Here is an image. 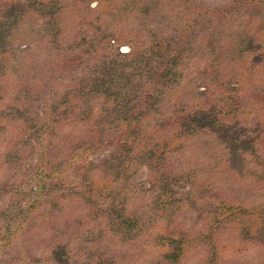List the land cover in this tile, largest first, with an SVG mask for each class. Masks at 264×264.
I'll use <instances>...</instances> for the list:
<instances>
[{
    "label": "rangeland",
    "instance_id": "rangeland-1",
    "mask_svg": "<svg viewBox=\"0 0 264 264\" xmlns=\"http://www.w3.org/2000/svg\"><path fill=\"white\" fill-rule=\"evenodd\" d=\"M58 1L40 3L42 17L4 23L0 219L9 218L14 232L6 245L0 236V264H264V213L246 219L247 212L238 221L239 212L218 203L264 211V0H173L167 10L163 0H82L78 20L64 18L66 11L50 20L60 6L71 8L69 0ZM34 3L14 6L22 15ZM195 4L207 12H197ZM141 9L154 12L142 37L133 34ZM199 14L205 21L196 31ZM212 20L221 25L215 49L202 51L198 44ZM57 30L61 41L74 44L59 47L51 37ZM155 37L197 43L155 52L146 48ZM129 47L147 54L144 70L134 69L141 61L129 57ZM212 58L213 65L221 60L217 69L227 77L228 96H236L219 121L222 129L162 134L174 109L215 94L199 74ZM171 67L180 78L159 96L146 75ZM146 93L153 100L143 111V148L158 144L160 150V137L181 138L163 160H151L142 148L120 150L114 141L129 121L125 111L131 116ZM150 127L162 131L149 134ZM39 161L51 164L42 167L48 177L39 176ZM163 181L171 183L164 188ZM41 186L45 191L37 195ZM79 199L89 208L75 207ZM32 203L31 216L16 231L20 211ZM118 213L130 225L124 232L111 217Z\"/></svg>",
    "mask_w": 264,
    "mask_h": 264
},
{
    "label": "trees",
    "instance_id": "trees-1",
    "mask_svg": "<svg viewBox=\"0 0 264 264\" xmlns=\"http://www.w3.org/2000/svg\"><path fill=\"white\" fill-rule=\"evenodd\" d=\"M31 1H35V0H31ZM38 3H34L33 6H28L30 7L29 9L27 8V10L23 11L20 15L19 12H21V10H19L20 8L15 7L14 5L17 3V0H0V46L4 43V39H6L7 33L5 30V25L4 24L8 19H11L12 21H14V19L17 20L18 17H21L22 19H26L28 17H31L32 15H34L35 17H42L41 12H39V8H43L44 6H41L40 3H47L46 5H49L53 2L54 5H56L59 1H55V0H37ZM61 3L62 2H66V0H60ZM163 5L165 6V10H167L166 8L169 7L170 5H172L173 0H163ZM114 2V1H113ZM83 1L82 0H69V6L71 8H66V6H60L59 9H57V11L55 13H51V15H49L50 20H57L60 19V17L57 16V14L59 15H63V11H66V17L64 18H74V21L78 20L80 18L81 15H84V11L82 10L83 7ZM169 5V6H168ZM197 6L196 11L199 13H206L207 11H205L204 7L201 6L200 4H195ZM38 6V8H37ZM41 8V9H42ZM173 9H170L168 11H171ZM202 10V11H200ZM40 13V15H39ZM133 15V12H132ZM134 16L136 17L135 20L136 22H138V29L133 33L135 35H140V37H142V34H144L146 32V30L148 29V25L151 23V19L154 16V12H152L150 9L148 10H137V12L134 13ZM203 14H199V16L197 17V24H194L193 29H197L196 31H199V27H201V24L205 21V19L203 18ZM155 18V17H154ZM209 28L208 30H206V33L203 35L202 37V41L201 44H198V47L204 51L206 49H209L208 51H213L215 48H213L214 46V40L216 39V35H217V30H219V26H221L219 24V22H215V20H212L209 23ZM7 29L9 30V27L6 25ZM75 27V25H74ZM190 28V27H188ZM58 29V28H57ZM74 30L76 29L73 28ZM50 30V29H49ZM79 31L76 30V32ZM73 31V38L74 39V34L77 35V33ZM208 32V34H207ZM61 33L60 30H57L55 33H51V37L54 39H57V41H60V46H62V48L64 47V45L67 43L74 44L73 40L72 43L70 42H66V40L61 41ZM78 38V37H77ZM68 41V40H67ZM196 44V40L194 39L192 41V39H189L188 37H184L183 41H181L180 44H177V42L171 38L169 40H162L160 38H156L154 40H152V42H150L149 47L146 48H150L151 50H154L155 52H160V50H164L166 51L169 46H173L174 47V51H176L177 49H181L182 47L189 45L190 43ZM197 47V49H199ZM143 50V49H141ZM139 49H132L129 47V57H139L138 60L141 61V59H144L147 54L142 51L143 53L139 54V51H141ZM76 51V50H74ZM168 54H166V56L164 57V59L167 57L169 59V61L171 62L172 60H174L173 54H171V52H167ZM73 54V50L69 51V55L72 56V60L74 61L75 59L77 60V56H73L71 55ZM177 57V55L175 56V58ZM166 58V59H167ZM160 59H162V56H160ZM180 59H182V56L179 57V59L176 60V65L178 64V62L180 61ZM220 59L222 60V56L220 57ZM220 59L215 60V64L214 63V58H212L211 63L208 64V66H203L202 70L199 71V74L201 75L202 79L205 80V85L207 87H212L213 90H215V94H213V96H209V98H205L204 101L200 100V101H196L193 105H191L190 107H178L177 109H174L171 112V116H168V119L166 120L165 124V131L162 134H185V137L188 136L189 134H211L212 132H214V130H216V132L218 133V130L222 129V125L219 123V121L222 119V116L225 112V110H227L229 107H231L232 101L236 100V96L233 95L232 97L228 96V93L225 90V82H226V76L222 75L219 71V67H217L219 61H221ZM148 60V58H147ZM69 61V59H68ZM143 61V60H142ZM139 62L136 65V68H134L135 70H141V69H145V63L143 62ZM169 62V63H170ZM69 64V63H68ZM141 66V67H140ZM215 66V67H213ZM102 75V74H101ZM148 75H150L148 77ZM147 80L145 82H148L150 84V86L155 88V92L159 93L160 95H165L167 93L172 92L173 90V86L177 83V81L179 80L180 76L178 74L177 71H175L174 68H168L166 70H161V68L159 69H154L153 72H149L146 75ZM101 85L105 83V81H101ZM148 84V85H149ZM121 85V84H119ZM216 96V97H214ZM126 98V96H124ZM123 97V98H124ZM153 98L149 99L147 93L145 95L142 96V98L138 101V104H136V107L133 106L132 108V113L131 116H134L135 118L131 117L129 115V112L125 111V116L126 118L129 117V121L126 123L124 122V125L122 126V130L121 132H119L120 136L119 138L115 139V143L116 145L118 144V147L120 150L123 151H130L131 153L135 150L140 151V148H142V151L146 150L147 155L150 157L151 160H160L165 155L168 154V149H171L172 147L178 145L181 142V138H179L178 136H169V137H164L161 138L160 137V142L159 145H161V149L159 150L158 148V144H155L151 147L147 146L148 149L143 148V144L144 143V137L143 134L146 133L145 130V124L142 123V121H145V118L147 117L146 114H143V111H146L148 113V107L151 104ZM146 107V108H145ZM126 109V107H125ZM140 115L139 121L136 120V116ZM132 118V119H131ZM201 123L203 125V128H205V130L203 132H200V127H201ZM159 131H162L160 129H156L155 127H150L149 128V134H154L157 133ZM150 140V139H149ZM129 148V150H128ZM134 148V149H133ZM135 153V152H134ZM158 155V156H157ZM38 169H40L41 171L39 172V176L40 177H44L46 175V177H48V173L47 174H43L45 172H43L42 167L47 169H50L49 167H51V164L49 163V161H39V164L37 165ZM50 173H52L51 170H49ZM45 177V178H46ZM178 177V175H177ZM170 181H163V187H167L170 185ZM45 191L44 186H41V189L39 190V194L40 195L41 192ZM54 189L53 188H49V190L47 191V193H51ZM88 193V192H87ZM92 195V194H91ZM163 195H159V197H162ZM217 199V197H216ZM34 202V201H33ZM39 205H43L42 202H38ZM218 203H220L222 205V210L223 211H236L239 212L238 214V221H241V217L242 218H246L245 213L249 212L248 218L246 219H250L253 217H257V215H260L262 213H264V211L260 208V207H249V209H242L239 211V209L236 207H230V206H226L227 204L223 203L222 201H218ZM223 203V204H222ZM77 205V206H75ZM75 207L79 208L80 206H84L85 202H83L81 199L76 200L75 202ZM175 205L173 204L172 207H174ZM233 206V205H232ZM35 204H29L27 207H25V209H22L20 211V215L19 218L16 222V224L14 225V229L16 231L21 229V226L24 225L26 222V218H28L29 216H31L32 210L34 209ZM84 207H88V206H84ZM92 207V206H91ZM89 208V207H88ZM236 209V210H235ZM216 211H218L217 209H215ZM214 211V215H217V212ZM106 212V211H105ZM174 212V211H173ZM214 216V218H215ZM113 217V219H115V222H119L120 225L117 227L118 230L121 229L122 227V231L124 232L125 230H128L130 227L127 226L125 227L124 225H126L127 223L125 222V218L126 215L125 213H118L115 216H111ZM1 220V219H0ZM121 220V221H120ZM10 219L9 218H5L1 220L0 223V236L4 241V244L6 245L9 242V236L12 235V233L14 232L13 230H11V226H10ZM128 225V224H127ZM1 230L3 232H1ZM182 241L179 242L176 251H175V255L177 257V255L179 253H181L182 251V245L181 244ZM181 244V245H180ZM180 245V247H179ZM4 246V245H3ZM173 254V256H174ZM57 257V255L55 256Z\"/></svg>",
    "mask_w": 264,
    "mask_h": 264
}]
</instances>
